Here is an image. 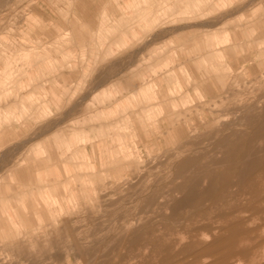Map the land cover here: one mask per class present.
I'll return each mask as SVG.
<instances>
[{"label":"rangeland","instance_id":"374dc122","mask_svg":"<svg viewBox=\"0 0 264 264\" xmlns=\"http://www.w3.org/2000/svg\"><path fill=\"white\" fill-rule=\"evenodd\" d=\"M263 21L264 0H0V264H264ZM87 131L102 165L84 136L64 185L42 173Z\"/></svg>","mask_w":264,"mask_h":264},{"label":"crops","instance_id":"0c3cea01","mask_svg":"<svg viewBox=\"0 0 264 264\" xmlns=\"http://www.w3.org/2000/svg\"><path fill=\"white\" fill-rule=\"evenodd\" d=\"M92 5V4H91ZM96 7V6H95ZM118 7H121L122 9H124L122 6H120V4H118ZM127 12H126V9H124V14H126ZM101 22H100V24H98L97 26L98 27H101V32H103L104 33V35H105V33H106V35H107V32L109 31V29H110V27H109V23L107 24V26H106V24H104V22L102 21V20H100ZM93 30V29H92ZM105 30H107V32H105ZM104 35L102 34V36L104 37ZM106 37V36H105ZM127 42H128V40H125L124 39V37H122V35L120 34L119 36H118V38H117V40H116V43H117V47H119V46H124L125 44H127ZM120 43V44H119ZM59 78H60V81H61V87H59V88H57V92H58V96H60L61 97V101H62V96H61V93H63L64 91H63V88H64V86L66 85V84H68L69 83V81L72 79L71 78V74H64V73H62V74H60L59 75ZM62 79V80H61ZM105 82H107V81H103V82H100V83H98V85L99 84H106ZM137 84H138V82H137ZM115 86V85H114ZM111 86V87H108V89H105V90H103V93L104 94H106V95H108L109 97H111V98H113V97H115V100H114V102H113V104L115 103V102H117L118 101V99L119 100H121V99H126V98H129L128 96L130 95L129 93H130V90H131V86H127L126 88H124V87H121V86ZM112 87H114V88H112ZM124 89H126V91L124 90ZM118 92V94L120 95L119 97H117L118 95L117 94H115V93H117ZM61 101H60V103H61ZM114 105H111V106H108V107H113ZM102 112H105V113H108V111L107 110H102ZM112 111L110 110V113H111ZM95 128H99V125L97 126V127H95ZM84 136H87V138L89 137L90 139H93V141H90V146H92V148H93V154L91 155L90 153V155L92 156V158H93V161H96V163L97 164H93V166H94V168L93 169H95L96 167H97V165H98V163H100V165H102V163H101V152H100V149H101V147H106V145H105V143H106V137L105 138H103V144H100V141H99V139H95L94 138V136H93V134L91 133V132H89V131H87V132H85V133H83V135H81V134H78V133H69V135L67 136V137H61V136H59V140H60V142H65V145L63 146V148H61V149H59L58 147H56V148H58V150H59V152L58 151H56L55 149H54V147L53 148H51L50 149V152H49V155H48V158L47 159H45L44 160V164H45V166H44V169H43V171H42V173L45 175H48V174H51V175H53V177L51 178L52 180H54V179H57V181H58V185H64L65 184V180H61V176H62V171L64 172V173H67V174H70V167L68 166L69 165V163L65 160V161H62V158H64L65 157V151H69V152H71V150L69 149L70 148V144L68 145V142L69 141H71V140H73L74 138H76V140L78 141L79 139H80V137L81 138H84ZM86 140H83V141H81L80 143H75L73 146L74 147H72L73 148V150H75L74 152H72V154H74V155H78V159H81V157H82V155L84 154L83 153V150L85 149V151H87L88 152V149H87V146H86V142H85ZM48 142V141H47ZM94 149H95V151H94ZM52 150L53 151H56V153H57V157H60V160L59 161H54V162H48L47 163V161L48 160H52ZM98 155V156H97ZM80 156V157H79ZM71 158H73V156H70ZM75 157V156H74ZM76 158V157H75ZM81 162V160L79 161V162H77V167H83L82 166V164L80 163ZM85 168V167H84ZM85 174V171L84 172H82L81 174H77V176H75L74 175V178H73V180L75 179V178H82V176ZM59 176V177H58ZM68 176H70V175H68ZM67 178V177H66ZM59 194H61L60 192H59ZM74 194H76V192H74Z\"/></svg>","mask_w":264,"mask_h":264},{"label":"bare ground","instance_id":"6f19581e","mask_svg":"<svg viewBox=\"0 0 264 264\" xmlns=\"http://www.w3.org/2000/svg\"><path fill=\"white\" fill-rule=\"evenodd\" d=\"M150 20H151V19H150ZM263 22H264V21H263ZM218 38H219V37H218ZM252 38H253V37H252ZM262 38H263V37H262ZM211 42H212V41H211ZM203 44H204V43H203ZM207 47H208V46H207ZM213 47H214V46H213ZM204 48H205V47H204ZM209 48H210V44H209ZM15 55H16V53H15ZM22 56H23V54L21 55V57H22ZM212 62H213V61H212ZM208 64H209V63H208ZM210 64H211V63H210ZM171 75H172V74H171ZM191 75H193L194 78H196L195 71H194L193 69H191ZM175 76H176V75H175ZM165 77H166V75H165ZM177 78H178V77H177ZM11 80H12V79H11ZM166 80L168 81V79H166ZM191 80H192V79H191ZM169 81H170V80H169ZM219 81H220V80H219ZM170 82H171V81H170ZM170 82H169V84H170ZM192 82H193V81H192ZM217 82H218V81H217ZM227 82H228V81H227ZM10 83H11V82H10ZM193 83H194V82H193ZM219 83H220V82H219ZM8 84H9V83H8ZM196 84H197V83H196ZM196 84H195V85H196ZM193 85H194V84H193ZM228 85H229V84H228ZM5 86H6V85H5ZM234 86H235V85H234ZM191 87H192V85H191ZM201 87H202V86H201ZM227 88H228V87H227ZM140 89H141V88H140ZM140 89H139V90H140ZM142 90H143V89H142ZM142 90H141V91H142ZM133 92H134V91H133ZM148 92H149V91H148ZM131 93H132V92H131ZM137 93H138V92H137ZM206 93H207V92H206ZM54 95H55V94H54ZM134 95H135V94H134ZM137 96H138V95H137ZM137 96H135V98H136ZM133 97H134V96H133ZM263 116H264V115H263ZM260 127H261V125H260ZM258 130H259V129H258ZM262 136H263V134H262ZM262 136H261V137H262ZM263 140H264V139H263ZM261 142H262V141H261ZM259 143H260V142H258V144H259ZM257 146H258V145H257ZM261 151H262V153L264 154V149L261 150ZM255 153H256V155H257V152H254L253 154H255ZM247 156H248V155H247ZM247 156H246V159L248 158ZM252 156H253V155H252ZM263 157H264V156H263ZM248 159H250V157H249ZM249 161H250V160H249ZM258 161H259V159L257 158V159L252 160L251 162H248L247 164H245V168H244V169H245L246 171L250 170L251 168L255 167V166L258 164ZM262 161H263V160H262ZM262 161H260V163H263ZM225 163H226V162H225ZM239 167H240V166H239ZM241 167H242V166H241ZM242 169H243V168H242ZM263 169H264V168H263ZM256 171H257V170H256ZM252 172L254 173V171H252ZM238 175H239V174H238ZM254 175H255V173H254ZM259 176H260V175H259ZM254 179H255V178H254ZM255 180H257V177H256ZM222 181H223V180H222ZM227 182H228V181H227ZM255 182H256V181H255ZM224 185H226V184H224ZM178 186H179V185H178ZM237 186H238V185H237ZM237 186H235V187H237ZM176 187H177V186H176ZM176 187H175V189H176ZM224 187H225V186H224ZM178 188H179V187H178ZM183 188H184V186H183ZM183 188H182V189H183ZM238 188H239V187H238ZM241 188H242V187H241ZM197 189H198V188H197ZM231 191H232V190H231ZM233 192H234V191H233ZM243 192H244V191H243ZM263 192H264V191H263ZM238 193H239V192H238ZM244 193H245V192H244ZM231 194H232V193H231ZM234 194H235V192H234ZM241 194H242V193H241ZM232 195H233V194H232ZM232 195H231V196H232ZM239 195H240V194H239ZM243 195H244V194H243ZM220 196H221V195H220ZM241 198H242V197H241ZM241 198H240V200H241ZM248 198H249V196H248ZM216 201H217V200H216ZM229 201H230V200H229ZM233 201H234V199H233ZM251 201H252V200H251ZM246 202H247V201H246ZM234 203H236V202H234ZM242 204H243V203H242ZM244 204H245V202H244ZM234 205H235V204H234ZM216 206H217V205H216ZM224 206H225V205H224ZM228 206H229V205H228ZM237 206H238V205H237ZM211 207H212V206H211ZM239 208H240V207H239ZM238 210H239V212H238L237 214H233V217H234V218H238V221H241V222H244L243 220L246 221V218H247L249 215H243V217H244V218H243L241 214H242L244 211H245V213H246L247 210H245V209H238ZM231 213H232V212H231ZM250 213H251V212H250ZM250 213H249V214H250ZM257 216H258V215H257ZM229 217H230V216H228V219H229ZM248 218H249V217H248ZM253 218H254V217H253ZM204 219H205V218H204ZM217 219H218V218H217ZM220 219H221V218H220ZM241 219H242V220H241ZM260 219H261V218H260ZM226 220H227V219H226ZM249 220H252L251 217L249 218ZM202 221H203V219H202ZM232 221H233V220H232ZM238 221H237L236 223H238ZM252 221H253V220H252ZM254 221H256V220L254 219ZM257 221H258V220H257ZM135 222H136V221H135ZM227 222H228V221H227ZM248 222H249V221H248ZM232 223H233V222H232ZM254 223H256V222H254ZM260 223H261V220H260ZM235 225H236V224H235ZM243 225H244V224H243ZM250 225H251V224H250ZM259 225H260V224H259ZM259 225H258V226H259ZM228 226H231V225L229 224ZM228 226H227V227H228ZM247 226H248V225H247ZM258 226H255V225H254L253 228H254V229H256V228L259 229L260 227H258ZM227 227H226V228H227ZM234 227H235V226H234ZM248 227H249V226H248ZM263 227H264V226H263ZM127 228H128V227H127ZM244 228H245V227H244ZM250 228L253 229L252 227H250ZM228 229H230V228H228ZM241 229H243V228H241ZM247 229H248V228H247ZM251 229H250V230H251ZM217 230H218V229H217ZM220 230L222 231V229H220ZM226 230H227V229H226ZM245 230H246V229H245ZM260 230H261V229H260ZM247 231H248V230H247ZM247 231H243V232H247ZM187 232H188V231H187ZM251 232H252V231H251ZM251 232H250V233H251ZM220 233H221V232H220ZM220 233H219V234H220ZM240 233L242 234V231H241ZM253 233H254V232H253ZM237 234H239V233H237ZM246 234H247V233H246ZM251 234H252V233H251ZM251 234H250V235H251ZM254 234H255V233H254ZM202 235H203V234H202ZM235 236H236V235H235ZM237 236H238V235H237ZM237 236H236V237H237ZM259 236H260V234H259ZM261 236H262V235H261ZM182 237H184V235H183ZM236 237H235V238H236ZM240 237H241V236H240ZM242 237H243V236H242ZM242 237H241V238H242ZM238 238H239V236H238ZM183 239H184V238H182V241H183ZM245 239H246V238H245ZM245 239H244V240H245ZM223 240H224V239H223ZM246 240H247V239H246ZM248 240H250V238H249ZM219 241H221V240H219ZM219 241H218V242H219ZM240 241H241V239H240ZM191 243H192V242H191ZM231 244H232V242H231ZM254 244H255V243H254ZM245 245H246V244H245ZM226 246H227V245H226ZM228 246H229V244H228ZM253 246H254V245H253ZM253 246H252L251 248H253ZM255 248L257 249V247H255ZM235 249H236V248H235ZM247 249H250V247L247 248ZM263 252H264V251H263ZM154 253H155V252H154ZM234 254H235V253H234ZM253 254H254V253H253ZM228 255H229V254H228ZM228 255H227V256H228ZM230 255H232V253H231ZM206 257H207V256H206ZM235 257H237V256H235ZM235 257H233L232 260H233ZM253 257H255V256L253 255ZM235 259H236V258H235ZM243 260H244V259H243ZM254 260H256V258H255ZM237 262H238V261H237ZM262 262H263V261H262ZM206 264H207V263H206ZM236 264H237V263H236ZM242 264H243V263H242ZM259 264H260V262H259Z\"/></svg>","mask_w":264,"mask_h":264}]
</instances>
